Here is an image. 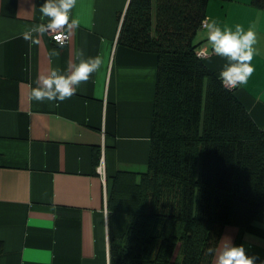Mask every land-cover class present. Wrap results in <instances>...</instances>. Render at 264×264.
Instances as JSON below:
<instances>
[{
  "label": "crops",
  "instance_id": "0c3cea01",
  "mask_svg": "<svg viewBox=\"0 0 264 264\" xmlns=\"http://www.w3.org/2000/svg\"><path fill=\"white\" fill-rule=\"evenodd\" d=\"M44 2L0 0V264H110L119 216L107 201L116 175L147 169L157 57L118 44L129 0H77L72 17L80 26L66 32L68 43L46 33L30 48L22 33L42 22ZM205 15L221 28L256 33L255 71L234 96L264 132V0H209ZM194 43L219 76L227 61L205 29ZM81 51L103 65L75 95L58 107L30 98L39 76L66 73ZM225 236L264 260V210L247 227L226 226L217 247Z\"/></svg>",
  "mask_w": 264,
  "mask_h": 264
},
{
  "label": "trees",
  "instance_id": "16d2710c",
  "mask_svg": "<svg viewBox=\"0 0 264 264\" xmlns=\"http://www.w3.org/2000/svg\"><path fill=\"white\" fill-rule=\"evenodd\" d=\"M209 0H129L118 44L157 57L147 169L116 175L110 264H211L264 210V132L196 56ZM114 226V227H113Z\"/></svg>",
  "mask_w": 264,
  "mask_h": 264
},
{
  "label": "clouds",
  "instance_id": "9594fccd",
  "mask_svg": "<svg viewBox=\"0 0 264 264\" xmlns=\"http://www.w3.org/2000/svg\"><path fill=\"white\" fill-rule=\"evenodd\" d=\"M77 0H45L39 11L41 13L39 24H34L22 33V38L32 45H38L40 38L46 33L54 34V39L60 40L65 32L80 26L78 19L72 17V10L76 7ZM46 20V22H44ZM207 33V40L212 51L227 62L219 73V79L225 89H235L246 85L255 69L252 60L257 54L255 45L257 36L251 29L245 31L241 25H236L235 30L221 28L215 20L205 19L202 22ZM53 55L58 53L53 52ZM79 63L68 65L66 73L52 70L41 75L36 80V87L31 89L30 98L37 102H63L76 94L77 88L86 83L93 73L98 72L103 60L100 56L84 58V53H79ZM208 255H215V264H264L256 255H248L243 245H234L231 237L225 236L217 248L209 247Z\"/></svg>",
  "mask_w": 264,
  "mask_h": 264
},
{
  "label": "built area",
  "instance_id": "2783aa9c",
  "mask_svg": "<svg viewBox=\"0 0 264 264\" xmlns=\"http://www.w3.org/2000/svg\"><path fill=\"white\" fill-rule=\"evenodd\" d=\"M204 20H205V19H204ZM204 20H203V21H204ZM203 21H202V22H203ZM200 29H204L203 26H202V23H201ZM47 35H48V37L50 38V40H51L53 43H55V44H57V45H59V46H64V45H66V44L68 43V36H67L66 32H65L63 35H61L59 41H57L56 39H54V34H48V33H47ZM196 56H197L198 58H200V59H204L205 57H207V53L205 52L204 47H201V48L196 52ZM221 84H222V83H221ZM237 88H238V87H237ZM237 88H235V89H231V90L226 89V90H228V91H235ZM98 171L100 172V168H99Z\"/></svg>",
  "mask_w": 264,
  "mask_h": 264
}]
</instances>
